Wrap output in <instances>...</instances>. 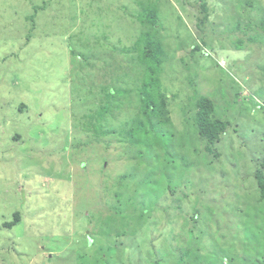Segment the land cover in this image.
Wrapping results in <instances>:
<instances>
[{
	"label": "rangeland",
	"instance_id": "rangeland-1",
	"mask_svg": "<svg viewBox=\"0 0 264 264\" xmlns=\"http://www.w3.org/2000/svg\"><path fill=\"white\" fill-rule=\"evenodd\" d=\"M206 4L201 23L198 0H0V264H264V0ZM146 30L176 133L148 135L151 160L124 140ZM198 96L227 122L212 154L189 125Z\"/></svg>",
	"mask_w": 264,
	"mask_h": 264
},
{
	"label": "trees",
	"instance_id": "trees-1",
	"mask_svg": "<svg viewBox=\"0 0 264 264\" xmlns=\"http://www.w3.org/2000/svg\"><path fill=\"white\" fill-rule=\"evenodd\" d=\"M200 9L202 10L201 16L197 19V21H201L203 23L208 19L207 14V4L206 0H198ZM140 21L143 25H150L153 26L160 22L157 12H153L148 8H145L142 11V15L140 16ZM262 28L264 29V25L262 23ZM140 37L144 39V46L140 47V42H136V47L134 51L139 53L136 58V63L139 68H142L143 77L140 82V85L135 88L136 90H130L133 93H130L126 90V95L128 96H135L138 100V106L136 111H138L144 119H140L134 115L131 117L129 121H124L125 133L126 137L124 138L125 141H129V147H140L145 146L147 150H149V154H145L142 157V160H151V153L150 151L153 149L152 145H150L148 135L150 133L156 134V143L155 147L161 148L162 144L161 141L165 138L167 134H176L171 131L170 122H169V106H170V98L168 97L167 93L165 92V87H163V81L161 77V66L163 64V49L161 44L157 42H152L150 40V33L148 30L146 32H142ZM83 76H81L80 80ZM80 83V81L78 82ZM96 102L99 104V99H96ZM103 101L99 104V112L104 114L108 111L115 115L114 111L119 110V105L117 106H109L106 105L105 107L102 106ZM192 107V116L190 117V126L191 132L194 134V137H197L199 141L205 144L204 150L206 154H212V147L215 143L219 141L220 135L226 130L227 122L218 118L215 114V108L211 100L204 96H198L197 98L191 101ZM25 108V107H21ZM105 108V109H104ZM116 120V118L114 119ZM113 125L120 126V124ZM186 133L189 131L186 130ZM114 132H112L113 134ZM120 138L117 140L119 143L122 141L123 132L120 133ZM143 137V140H142ZM164 137V138H163ZM143 154V153H142ZM155 164L156 167L160 165L157 156L155 157ZM163 168L169 170V164H163ZM167 165V166H166ZM123 178V176H122ZM124 179V178H123ZM254 180L256 182V186L259 192V199L257 202L264 203V158L259 162L258 167H256L254 171ZM141 190L145 188L144 183L142 185H138ZM143 187V188H142ZM166 190L170 193V186L166 187ZM165 193V192H164ZM171 194V193H170ZM116 198H119L118 194H114ZM133 203V202H132ZM114 214L117 212L116 219L110 218L113 226L116 227L118 222V218H123L126 220L125 216L127 215L126 212L120 210L119 208L113 209ZM135 212V210H132ZM112 216V215H110ZM145 219L143 214H138L137 221L140 222L141 220ZM15 221H18V216H14V220L12 222H8L6 227H11ZM110 229V227H109ZM112 230H107L106 234H110ZM243 245H238L241 247ZM189 252H186L188 254ZM207 258V257H206ZM205 258V259H206ZM214 258V257H213ZM181 261L178 259L175 264H179ZM224 262H222L223 264ZM153 264H161L159 261L154 262ZM210 264V263H206ZM215 264H218L216 262ZM228 264V262H225Z\"/></svg>",
	"mask_w": 264,
	"mask_h": 264
}]
</instances>
